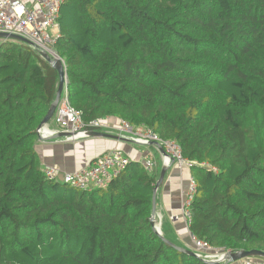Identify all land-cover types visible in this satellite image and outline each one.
<instances>
[{
  "label": "trees",
  "instance_id": "obj_1",
  "mask_svg": "<svg viewBox=\"0 0 264 264\" xmlns=\"http://www.w3.org/2000/svg\"><path fill=\"white\" fill-rule=\"evenodd\" d=\"M63 3L54 48L70 104L86 123L175 141L196 185L190 233L264 251V0ZM58 81L27 42L0 39V264H215L156 234L159 169L131 160L89 190L46 176L36 136Z\"/></svg>",
  "mask_w": 264,
  "mask_h": 264
},
{
  "label": "built area",
  "instance_id": "obj_2",
  "mask_svg": "<svg viewBox=\"0 0 264 264\" xmlns=\"http://www.w3.org/2000/svg\"><path fill=\"white\" fill-rule=\"evenodd\" d=\"M65 0H0V32H8L22 36L28 40V45L36 51H44L52 58H61L57 54L54 44L60 34V11ZM62 59V58H61ZM82 111L70 104L66 92L62 95L51 121L56 128L49 126L41 128V139L54 136L63 131L68 136L60 137L66 141H74L86 138L85 131L90 129L110 132V122L106 119H93L86 123L82 117ZM43 130V131H42ZM138 144H146L149 141L158 142L167 153L165 160L168 163L176 162L179 166H190L183 158L179 145L174 141L164 140L152 129L144 126H134L127 121H122L117 134ZM158 148V147H157ZM131 161L129 155L120 148L108 149L98 156L88 167L64 172L59 166H47L43 168L46 176L50 179L61 180L73 187L83 190L91 188H108L112 178L118 175ZM149 170L155 167L154 159L148 158L144 162ZM190 188L183 201V217L190 235L193 251L207 262L222 260L227 252L216 249L205 240L192 235L189 226L192 223L191 201L196 190L192 179ZM224 252L219 254L218 252ZM238 264H264V260L245 258Z\"/></svg>",
  "mask_w": 264,
  "mask_h": 264
},
{
  "label": "crops",
  "instance_id": "obj_3",
  "mask_svg": "<svg viewBox=\"0 0 264 264\" xmlns=\"http://www.w3.org/2000/svg\"><path fill=\"white\" fill-rule=\"evenodd\" d=\"M108 120L110 122V132L104 133L117 134L122 121L114 117H109ZM48 126L56 128L54 121H51ZM36 138V151L40 155L42 168L59 166L64 172H74V170L88 167L98 156L112 148L122 149L129 155L131 160L145 162V160L152 157L156 164L155 169H159V174L162 166L167 164L168 170L156 197V225H161L163 235L168 236L170 240H178L183 243L180 245L192 247L182 212L183 201L191 186L190 169L179 166L176 162L168 163L159 147L138 144L125 137L122 139L119 137L105 138L90 135L73 142L60 137L53 140H44L38 138V136Z\"/></svg>",
  "mask_w": 264,
  "mask_h": 264
},
{
  "label": "water",
  "instance_id": "obj_4",
  "mask_svg": "<svg viewBox=\"0 0 264 264\" xmlns=\"http://www.w3.org/2000/svg\"><path fill=\"white\" fill-rule=\"evenodd\" d=\"M0 39H11L13 41H17V42H28V40L26 38H23L22 36H18V35H15V34H11V33H8V32H0ZM39 53L48 61V63L54 68V69H57V71H59V81H58V85H57V92H56V96H55V99L53 100V102L51 103V107L50 109L48 110V112L46 113V115L44 116V118L42 119V123L41 125L39 126V129L37 131V136L38 138H41V128L43 127H47L52 118H53V115L56 111V108L58 106V103L63 95V92L67 89V75H66V71H65V66H64V62L61 58H52L49 54H47L46 52L44 51H39ZM69 133H66V132H59L57 133L56 135L54 136H48V137H45L44 139L45 140H53V139H57L58 137H65V136H68ZM84 135L86 137L90 136V135H94V136H97V137H115V138H122L121 136H118V135H113L111 133H104V132H100V131H97V130H94V129H90L88 131H85L84 132ZM124 139V138H122ZM146 144L148 145H155L157 147H159L160 151L163 152L164 155H167V153L164 151L163 147L157 142H153V141H149L147 142ZM161 172L158 176V179L156 181V184H155V189H154V195H153V208H152V214H151V218L150 220H152V224H153V227H154V230L156 232V234L158 236H160L164 241H166L168 244H170L171 246L175 247L176 249H179L181 251H184V252H188L192 255H196L198 256V254L193 251L192 249L188 248V247H185V246H181V245H176L173 241H171L170 239H168L166 236L163 235L162 231H161V225H160V229H157L156 227V220H155V216H156V209H157V203H156V197H157V192L159 190V187L161 185V183L163 182L164 178H165V175H166V172L168 170V165L167 164H164L161 168ZM199 257V256H198ZM246 257H263L264 258V251H258V250H251V251H247V250H237V251H229L225 257L222 259V260H211V262L209 263H215V264H220L222 263V261H225V262H228V261H231V262H236V261H239V260H243L245 259Z\"/></svg>",
  "mask_w": 264,
  "mask_h": 264
},
{
  "label": "rangeland",
  "instance_id": "obj_5",
  "mask_svg": "<svg viewBox=\"0 0 264 264\" xmlns=\"http://www.w3.org/2000/svg\"><path fill=\"white\" fill-rule=\"evenodd\" d=\"M45 140V139H44ZM157 226H160V225H157ZM165 226H167V224H165ZM164 231H165V228H164ZM170 236V235H169ZM171 237V236H170ZM173 241V240H172ZM174 243H176V245H177V243L178 244H183V243H181L180 241H178V240H176V241H174ZM185 244V243H184ZM189 248H191V249H193V247H189ZM218 252V251H217ZM219 254H224V252H218ZM223 262V261H222Z\"/></svg>",
  "mask_w": 264,
  "mask_h": 264
},
{
  "label": "bare ground",
  "instance_id": "obj_6",
  "mask_svg": "<svg viewBox=\"0 0 264 264\" xmlns=\"http://www.w3.org/2000/svg\"><path fill=\"white\" fill-rule=\"evenodd\" d=\"M156 227H157V229H160V226H157V225H156Z\"/></svg>",
  "mask_w": 264,
  "mask_h": 264
}]
</instances>
